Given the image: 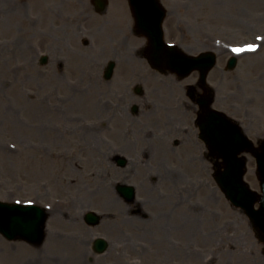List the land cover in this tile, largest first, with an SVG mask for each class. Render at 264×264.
<instances>
[{
	"label": "rangeland",
	"instance_id": "obj_1",
	"mask_svg": "<svg viewBox=\"0 0 264 264\" xmlns=\"http://www.w3.org/2000/svg\"><path fill=\"white\" fill-rule=\"evenodd\" d=\"M75 1L0 4V200L37 203L49 215L41 245L9 240L0 233V264H264V243L252 222L209 176V161L188 158L187 145L179 146L173 168L160 163L171 172L159 176L153 188L148 180L144 187L137 172L128 176L127 167L106 157L115 154L110 145L126 139V131L112 121L109 128L102 127L108 120L98 112L107 101L98 98V89L105 86L98 71L109 52H100L98 63L92 48L83 46L65 58L64 72L57 62L39 63L45 51L40 44L51 40V33L63 45L59 13L79 9ZM162 1L179 23L173 34L166 31L168 41L191 53L223 46L210 74L214 105L238 119L257 145L264 138V0ZM248 45H256L255 51L247 50ZM237 47L246 50L233 52ZM64 48L62 55H67L69 49ZM233 55L237 65L227 70ZM245 155L246 180L260 191L256 158ZM121 182L136 186L133 203L136 208L143 203L149 219L143 212L137 217L129 211L116 191ZM89 210L104 218L92 228L84 223L88 230L79 235L77 221ZM62 232L83 245L81 263L52 240L53 233L58 238ZM93 234L108 238L106 254L90 253ZM117 234L122 238H115Z\"/></svg>",
	"mask_w": 264,
	"mask_h": 264
},
{
	"label": "flooded vegetation",
	"instance_id": "obj_2",
	"mask_svg": "<svg viewBox=\"0 0 264 264\" xmlns=\"http://www.w3.org/2000/svg\"><path fill=\"white\" fill-rule=\"evenodd\" d=\"M78 1L80 2L79 9L70 11L61 9L59 13L62 30V36L59 39L63 45L62 43L57 44L56 39L53 38L46 39L39 44L48 55L47 63L50 60L59 63L61 71L65 66V58L69 60L67 56L71 58L74 55L72 52L80 53V48L83 46L92 48V57L98 63L101 59L96 56L100 52H109V58L102 60L104 61L103 66L100 72L98 71L99 81L105 84L103 90L98 89V98L107 99L104 106L100 104L101 108L98 112L103 111L108 120L101 124L102 127L109 128L111 126L109 122L112 121L114 126L126 131V139L124 143H118L119 145H110L115 154H105L106 157H112L115 165L121 168L127 167L128 176L137 172L142 178L141 183L144 185L145 180H148L149 188H153L157 186V182H160L159 176L171 172L168 171L169 168L165 170V165L160 163L167 165L170 163L173 168L180 154L179 146L187 145L188 158L202 162L207 159L210 167L208 174L214 177L212 161L217 163L218 160L222 162V159L218 151L213 150L204 141L201 128V124L208 116L204 106L212 102V99L214 102L216 100L215 91H212V85L208 82V79L211 80L210 74L214 69L209 72L207 82H204L200 71H193L183 76L158 64L160 61L158 52L150 46L149 38L140 33L128 0ZM161 2L165 6L162 0ZM165 7L167 8L163 24L165 33L170 31L173 34L174 28L179 27V23L170 18L171 12L167 6ZM3 10L0 5V13ZM32 25L35 24L32 23ZM31 26L25 29L29 30L33 27ZM69 28L72 33L69 32ZM188 29L190 30L191 27ZM32 35L34 34H31V38ZM209 44L212 45V42ZM64 47L69 49L67 55H62ZM218 52L223 53V49H218ZM52 53L54 54L53 59L51 58ZM152 55L157 57V61ZM29 57H33V54ZM29 57L31 62L32 59ZM161 61L164 59L162 58ZM110 63H114V69L111 77L107 79L105 76ZM225 68L228 70V63ZM185 80L188 82H184ZM218 108L224 110L221 107ZM131 136L135 139L134 143ZM121 161L125 162L123 166L120 164ZM131 161L134 163L132 169V166H128ZM222 166L221 163V168ZM156 172L158 174H154ZM148 174H150L149 179H147ZM144 187H147V184ZM126 204L131 213L134 211L137 217L142 216L143 203H138L137 208L133 202H126ZM147 216L149 218V214L143 212L142 217L147 218ZM83 221L81 222L85 228L78 224L80 230L77 233L79 235L88 230L84 224L87 222L85 219ZM87 226L92 228L90 225ZM115 238L122 237L117 234Z\"/></svg>",
	"mask_w": 264,
	"mask_h": 264
},
{
	"label": "water",
	"instance_id": "obj_3",
	"mask_svg": "<svg viewBox=\"0 0 264 264\" xmlns=\"http://www.w3.org/2000/svg\"><path fill=\"white\" fill-rule=\"evenodd\" d=\"M136 8L138 19L143 27L144 33L150 37L152 44L163 46L164 38L162 31V22L165 16L160 8L157 18H153L148 11H153L151 4L159 8V0H130ZM145 10H147L145 12ZM135 11V12H136ZM160 49H163L162 47ZM168 50L167 48H165ZM174 52L171 64L177 71H190L193 68L201 67V57H194L184 53L180 48H169ZM208 56V55H206ZM172 55L170 56V58ZM207 59L215 62V56H208ZM236 57L230 59V68L236 65ZM113 65H110L108 76H110ZM209 67L206 68L207 71ZM229 137L227 145L224 144V153L226 161V171L218 176V182L223 187L228 198L237 206L242 207L250 216L255 228L258 230L261 239L264 241V140L260 146L255 147L254 143L244 134L242 128L232 119L228 118ZM244 151L251 152L257 158L258 174L262 187V194L252 190L249 184L244 181L246 172V158H239L238 155ZM123 192L128 198L134 197V188H123ZM260 202V208H255V203ZM48 214L46 210L35 204L8 203L0 201V232L10 240L24 239L33 244H39L45 237V228ZM87 218L96 222L100 217L90 212ZM96 245L100 251L106 248L107 242L104 239H98Z\"/></svg>",
	"mask_w": 264,
	"mask_h": 264
},
{
	"label": "bare ground",
	"instance_id": "obj_4",
	"mask_svg": "<svg viewBox=\"0 0 264 264\" xmlns=\"http://www.w3.org/2000/svg\"><path fill=\"white\" fill-rule=\"evenodd\" d=\"M129 166H133L132 161L129 162ZM146 219H149L148 216ZM77 224H80L83 228H85L83 223L80 221V219H78ZM63 232L59 233L58 238L54 237V233H53L52 234V240H54L55 243L60 242L61 245H58V246H61V247L66 246L67 247L68 254H69L70 259L72 261L74 260L76 263L77 262L81 263V261H80L81 257L84 256V254H85V252L81 253V250L83 249V245L79 242L75 243L76 242L75 239L69 240V239L65 238L63 235Z\"/></svg>",
	"mask_w": 264,
	"mask_h": 264
},
{
	"label": "snow or ice",
	"instance_id": "obj_5",
	"mask_svg": "<svg viewBox=\"0 0 264 264\" xmlns=\"http://www.w3.org/2000/svg\"><path fill=\"white\" fill-rule=\"evenodd\" d=\"M255 49H256V45H248L247 46V50L255 51ZM232 50H233V52H243L246 49L245 48L237 47V48H233Z\"/></svg>",
	"mask_w": 264,
	"mask_h": 264
}]
</instances>
